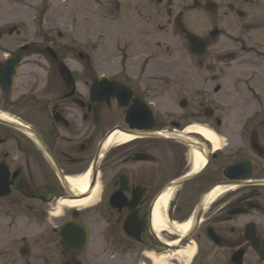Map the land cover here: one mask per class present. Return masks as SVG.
Returning <instances> with one entry per match:
<instances>
[{
	"label": "flooded vegetation",
	"instance_id": "obj_1",
	"mask_svg": "<svg viewBox=\"0 0 264 264\" xmlns=\"http://www.w3.org/2000/svg\"><path fill=\"white\" fill-rule=\"evenodd\" d=\"M155 1L186 49L189 33L205 42L202 56L188 52L190 68L134 55L129 43L103 71V46L89 38L135 34L130 13L92 20L83 35L73 21L72 40H27L22 25L0 22V221L22 234L20 251L49 249L47 264H264V22L245 20L264 0H180L174 15L172 0ZM192 11L209 20L203 33L185 19ZM140 23L149 38L150 20ZM250 28L258 51L209 52L229 32L243 45ZM185 70L191 100L167 109V85L182 89Z\"/></svg>",
	"mask_w": 264,
	"mask_h": 264
},
{
	"label": "rangeland",
	"instance_id": "obj_2",
	"mask_svg": "<svg viewBox=\"0 0 264 264\" xmlns=\"http://www.w3.org/2000/svg\"><path fill=\"white\" fill-rule=\"evenodd\" d=\"M215 1L221 6L223 3L230 0ZM246 2L248 4L259 3V0H246ZM116 4L120 6L118 10L116 9ZM172 4L174 15L178 11L177 5L180 4V0H172ZM162 6H164V3H162L161 6H157L155 0H0V22H7L8 24L19 26L22 25L23 36L27 38V40L49 31H51L53 35H55L57 31H61L62 33L67 31V36L72 40L73 31L70 25L73 21H77L76 32H78L79 35H83L85 31L90 32L85 26L90 25L92 20L101 21L102 19H116L119 15L130 13V23L137 27L135 34L111 33L112 28H103L111 37L106 33H101L98 34L97 38V35L92 33L93 38H89L91 41L100 42L103 46V71L107 73L112 72L114 63L118 61V47L121 48L124 44L129 43L132 44L130 52L134 55H139L140 52H144L150 57H155L154 62L159 61L167 63L174 60L178 62L175 67L181 62L182 68H190L191 60L186 47L183 46L184 43H182L177 35H174L171 26L167 24L168 21L166 18L158 12L159 9H162ZM86 7H93L94 11H97L98 17L94 14L87 13L85 11ZM133 7L135 9L132 15ZM222 10L223 7H221L219 11H216L214 18H218ZM247 11L248 16L245 20L255 21V23L264 22V11L260 12L258 6L254 5L253 9L247 8ZM146 13H148L149 18ZM144 19L150 20V27L147 29L149 38L146 39H144L142 37L143 34L140 33H143L145 30L144 23H140V21H144ZM185 19H187L188 24L194 26V30L199 33H203L202 31L208 28L210 24L207 17L197 11H192V13L189 12ZM41 21H43V27H39ZM54 24L55 27L52 30L50 27ZM158 25L164 27L162 31L158 30V27H156ZM229 28L235 32L238 25L233 21L232 24L229 25ZM242 30H244V28H242ZM239 31L240 29L237 30V32ZM92 32H94V29ZM246 34L250 39L243 45H240V36L234 35L233 32H229L226 36L222 35L211 43L209 52L216 55L225 52L247 51L250 50V48H248L249 46H252V50L258 51L259 31L257 28H250ZM140 59L141 58H139V62H136L140 63ZM184 73V84L182 89L181 86L176 87L175 80H172L169 85H167L169 86L165 94L167 109H171L172 106L178 108V101H180V98L191 100L193 92L188 93L186 90L192 91L193 87L191 81L187 79L189 72L185 70ZM204 73L205 72H202L201 74ZM6 227L10 228L11 224H4V222L0 221V264H47L42 261L44 258L53 259V254L49 249L35 244L32 245L27 256L21 255V247L20 243H17L19 242L17 239H20L22 234L17 231L7 232L4 230ZM35 232L36 231H32V233H28L29 236L26 235L27 238L31 237L30 235H33ZM84 255L85 257L83 258L87 259L91 257L92 253L89 252V254L87 253Z\"/></svg>",
	"mask_w": 264,
	"mask_h": 264
},
{
	"label": "bare ground",
	"instance_id": "obj_3",
	"mask_svg": "<svg viewBox=\"0 0 264 264\" xmlns=\"http://www.w3.org/2000/svg\"><path fill=\"white\" fill-rule=\"evenodd\" d=\"M190 130H197L198 132H201L202 134H204L209 140L214 142V145L216 144V139L215 136L213 135V133L207 129H203V128H189ZM88 203V199L85 200H80L78 201V203L73 202V204H78V205H86ZM187 225L184 224L183 228H185ZM192 256V251L187 252V256L186 259L189 260Z\"/></svg>",
	"mask_w": 264,
	"mask_h": 264
},
{
	"label": "water",
	"instance_id": "obj_4",
	"mask_svg": "<svg viewBox=\"0 0 264 264\" xmlns=\"http://www.w3.org/2000/svg\"><path fill=\"white\" fill-rule=\"evenodd\" d=\"M209 10H214V8H212V7H209ZM188 38H190V40H191V50H192V52H195V50L196 49H200V50H202V48L204 47V45L200 42V44L198 43V42H196V39L194 38V37H192V36H189L188 35ZM60 75L63 77V78H67L69 75H68V72H67V70H66V68H65V66H60ZM23 254L25 255L26 253L25 252H23ZM238 264V263H237Z\"/></svg>",
	"mask_w": 264,
	"mask_h": 264
}]
</instances>
